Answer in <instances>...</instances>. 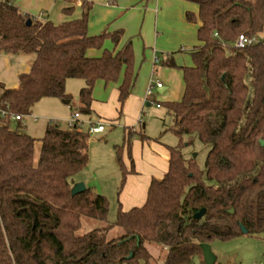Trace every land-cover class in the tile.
<instances>
[{
  "label": "trees",
  "instance_id": "obj_1",
  "mask_svg": "<svg viewBox=\"0 0 264 264\" xmlns=\"http://www.w3.org/2000/svg\"><path fill=\"white\" fill-rule=\"evenodd\" d=\"M52 1L69 4L67 15L77 2ZM184 1L199 9L201 45L191 52L192 66L164 62L180 69L184 80L181 100L162 103L173 119L167 132L181 141L169 147L168 172L151 182L142 207L123 211L119 201L109 224L107 197L92 188L72 196L74 177L89 163V132L49 124L37 140L24 132L22 121L0 119V264H153L146 245L165 251L159 264H206L202 246L243 236L241 225L248 236L264 235V0ZM81 8L80 19L55 25L0 2V55L34 58L29 72L19 75L18 88L0 83V103L10 114L26 118L46 98L69 101L67 81L83 80L78 109L88 117L96 83L120 78L123 110L138 80L133 40L117 52L104 49L106 40L118 44L123 33L90 36L93 4L83 0ZM187 19L196 21L191 13ZM240 36L254 42L238 48ZM90 50L103 53L89 57ZM137 136L150 140L126 128L123 143L115 146L122 173L118 197L135 173ZM185 138L187 146L199 140L207 150L204 169L184 156ZM84 218L102 226L82 233ZM115 228L122 234L108 238Z\"/></svg>",
  "mask_w": 264,
  "mask_h": 264
},
{
  "label": "crops",
  "instance_id": "obj_2",
  "mask_svg": "<svg viewBox=\"0 0 264 264\" xmlns=\"http://www.w3.org/2000/svg\"><path fill=\"white\" fill-rule=\"evenodd\" d=\"M82 1L83 0H77V2L74 3L75 9L71 15H67L63 12V9L70 7L69 4H66L64 2H55L52 0H17L15 4L17 7L20 8L23 14H28L31 17L37 18L41 21L48 20L53 22L55 25H60L65 22H69L81 18ZM85 1L91 2L93 4V8L90 12V17H89L90 36H99L106 31L108 32L121 31L123 33V36L118 44H114L111 40H106L104 43V49L106 50L117 52L126 44V42L129 39H132L133 43L135 42L134 43L135 56L138 55L137 49H139L141 46H143V50L152 49V54L155 56L159 53V51L162 50L161 42L162 39L166 36L175 37V41L168 42V44L175 42L173 45H171L170 48H168V50H166L169 53L170 51H176L175 54L185 53L191 56V52L195 48L201 45L197 37L198 28L201 26V22L198 19L199 9L196 5L189 3L187 1L184 0H85ZM55 10L58 11L54 14ZM34 11H36V13H34ZM189 13L195 15L196 17L195 22H190L187 19V15ZM171 49H175V50H171ZM102 53L103 50H90L88 52V56L100 57ZM17 56H21V55H17ZM173 56L174 54L172 56L168 54L167 57L164 59V62L170 59H173L175 62V58ZM33 60H34L33 57L30 60H25L22 57L14 58V55H8L4 57L3 60L5 66L4 70L7 75V78L0 79V83H2L7 89L18 88L19 81L14 77L16 76L19 77V75L29 72ZM164 62L162 63V66L167 67L164 65ZM157 63H159V60L155 59L154 65H156ZM178 66L185 67L181 64ZM186 66L189 67V65ZM14 69L17 72H15ZM70 82H72V80H68L66 83V93L70 95L69 104L62 103L67 106L74 105L73 99L71 98V94L68 91L71 90V87L76 85ZM121 82H122V78L120 79L119 82L110 83V84H106L103 81H98L96 83L93 93V103L91 106L92 114L88 116L89 122H92L91 120L94 118L95 120L98 119L99 123H102L106 126L108 124H111L112 127H117L116 124L118 123L120 125V121L123 118V115L120 114L122 108L119 101ZM77 84H78L77 86L80 89L79 90L80 93L81 89L85 87V82L83 80H79V83ZM102 85L106 92V97H104V99L106 100L104 102H98L95 99L96 90L99 86ZM156 91H159L160 94H163L165 91H167V89L164 86H162L161 88L156 89L152 96H148L146 92L144 96L135 94L129 97V99L125 104L126 115H124V120L130 121L129 122L130 124H128V126L125 125L124 126L125 129L136 128V126H133L135 125V120L138 118L142 119L144 116V115H138V113L140 112V110L143 109L144 103L147 102L146 106H151L153 103L156 102L155 99L153 98L155 96ZM183 92H184V88H183ZM181 98L180 99L174 98V100L179 101L181 100ZM51 100H58V99H51ZM163 102H170V101H163ZM35 106L33 110H35ZM33 110L30 116L23 119L22 123H24V120L27 118L33 119L35 123L38 122L37 119H35L32 116ZM105 111H108L107 115H103ZM83 118L82 116L80 118V121L83 123L82 130L88 132L90 128L89 124L85 126ZM104 122H106V124ZM68 129H70V127ZM124 131H123V138H124ZM122 143H123V139H122ZM36 144H35V148H36ZM169 147H171V145H166L161 142L158 143L152 141L142 142L141 140H137V138L133 140L132 155L134 160L135 173L128 174L124 190L122 191L121 195L118 197L115 206L116 211H118L119 201L121 203L123 211H129L135 207H142L145 204L147 200L148 189L151 182L154 179L162 180L165 174L169 170V162H170ZM39 149L41 150V147ZM40 150H39V155H40ZM89 159H90V188H92L94 191L99 190L101 195L108 197V199L112 201L111 197H113L114 193H116V191L119 189L122 180V173L120 171L116 151H110V149H108V147L104 145L93 146L91 145V140H89ZM94 161L96 162L95 166L93 165ZM124 163L127 170L130 172L131 162L128 158L127 152H124ZM97 226L98 225L96 223L90 221V227H91L90 229Z\"/></svg>",
  "mask_w": 264,
  "mask_h": 264
},
{
  "label": "rangeland",
  "instance_id": "obj_3",
  "mask_svg": "<svg viewBox=\"0 0 264 264\" xmlns=\"http://www.w3.org/2000/svg\"><path fill=\"white\" fill-rule=\"evenodd\" d=\"M57 11L58 10H55L54 14ZM34 13H36V11H34ZM170 41H175V37H164L161 42L162 50L159 51V53L155 56L152 54V49L143 50V46L137 49L138 55L135 56V59L138 71V80L132 95L137 94L140 96H144L150 86H156L157 84L164 86L167 91H165L163 94H160L159 91H156L155 96L153 97L156 102L151 106H146L147 102L144 103L143 109L138 113V115L144 116L142 119H136L135 125L133 126H136L135 129L138 132L143 131L144 134L149 137V141L155 143L161 142L163 144L171 146H178L181 144L180 139L177 138L173 133L167 132V129L173 124V119L172 116L168 114L166 108L162 103L163 101H175L174 98H181L184 88V80L180 69L163 67L162 63L164 62V59L168 54L171 56L174 54L173 57L175 58V63L177 65L181 64L185 67H187L186 65L192 66L193 60L189 54H175L176 51H170V53L167 52L166 50H168V48H170L171 45L175 43L173 42L168 44V42ZM6 56L8 55H0V79L7 78L4 70L5 66L3 63L4 57ZM18 57H22L25 60H30L32 58V56L29 55L14 56V58ZM155 59L159 60V63H157L156 65H154ZM15 72L17 71L15 70ZM14 78L18 79V76ZM70 83H74L76 85L71 87V90L68 91L71 94L74 105L67 106L62 104L64 102L61 100H51L50 98L41 100L36 104L35 110H33L32 114V116L37 119L38 122L35 123L31 118L25 119L23 123L26 127L24 128V132L35 137L37 140H40L44 136L46 126H48L49 124H58L62 129H68L71 126L74 114L79 112L78 107L80 89L77 86L79 80H72V82ZM104 97H106V92L102 85L97 88L95 99L98 102H104L106 100L104 99ZM159 103L160 106L157 107ZM107 112L108 111H105L103 115H107ZM120 114L123 115V118L120 121V125L119 123L116 124L117 127H112L111 124H108L107 126L105 125V133L96 136L91 135L89 137V140H91V145H104L107 146L110 151H115V146L122 144L123 131L125 129L124 126H128V124H130V121L124 120V115H126V106H124ZM82 118L84 120V125L86 126L89 123V117L82 116ZM91 121L93 123H99L98 119L95 120L93 118ZM104 123L106 124V122ZM136 138L137 140H140L138 136ZM187 142L188 139L185 138L182 146L184 156L186 158H195L198 166L201 169H204L207 150L199 140H195L194 144L190 146H187ZM36 143V152L34 154L35 163H37V160L39 158V148L41 147V142L37 141ZM195 155L196 157H194ZM95 163L96 162L94 161V166L96 165ZM73 182L74 186L77 184H84L86 188H90V159L87 167L74 177ZM96 193L101 194L99 190L96 191ZM111 200L112 201L108 199L110 205L108 216L109 224H113L116 220L117 211L115 206L118 200V190L116 191V193H114L113 197H111ZM90 221L92 220L87 218L83 219L81 229L82 233L90 231ZM92 222L96 223L98 226H102L97 221ZM121 234L122 231L118 228H115L109 233L108 238H115L120 236ZM146 247L154 258L153 264L161 263L163 255H165V251L155 245H146ZM210 248L215 257V264H264V235H243L225 242L216 240L210 245Z\"/></svg>",
  "mask_w": 264,
  "mask_h": 264
},
{
  "label": "built area",
  "instance_id": "obj_4",
  "mask_svg": "<svg viewBox=\"0 0 264 264\" xmlns=\"http://www.w3.org/2000/svg\"><path fill=\"white\" fill-rule=\"evenodd\" d=\"M17 0H0V2H9V3H16ZM37 19V18H36ZM39 20V19H37ZM254 42V40H250L249 38H246L244 36H240L239 39L236 42V47L238 48H244L247 45H250ZM162 86L160 84H157L156 86H151L148 91H147V95L148 96H152L154 91L156 89L161 88ZM159 107V106H158ZM81 114L79 112L75 113L73 116V120L71 122V126L70 128H78V129H82V122L80 121L81 118ZM0 119H6V120H10L13 123H17L20 121H23L24 116L22 115H16V114H10V112L7 109H4L2 107V104L0 103ZM89 134L90 135H97V134H101L104 133L106 130V127L104 124L102 123H92L89 122Z\"/></svg>",
  "mask_w": 264,
  "mask_h": 264
},
{
  "label": "water",
  "instance_id": "obj_5",
  "mask_svg": "<svg viewBox=\"0 0 264 264\" xmlns=\"http://www.w3.org/2000/svg\"><path fill=\"white\" fill-rule=\"evenodd\" d=\"M27 25L30 26L31 22L28 21ZM64 103L69 104V101H66ZM194 157H196V155ZM85 190H86V187L84 184H77L72 189V196H76L80 193H83ZM205 213H206L205 209L201 210L198 214L195 215V219L201 220L204 217ZM241 229H242V232L244 235L248 234V231L242 225H241ZM202 250H203L205 263L206 264H215V257L211 251L210 245H208V244L203 245Z\"/></svg>",
  "mask_w": 264,
  "mask_h": 264
}]
</instances>
